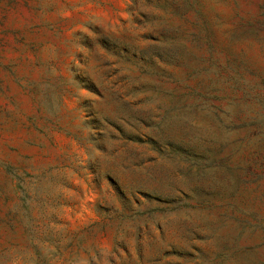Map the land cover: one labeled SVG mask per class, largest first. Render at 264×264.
Wrapping results in <instances>:
<instances>
[{
    "label": "rangeland",
    "instance_id": "1",
    "mask_svg": "<svg viewBox=\"0 0 264 264\" xmlns=\"http://www.w3.org/2000/svg\"><path fill=\"white\" fill-rule=\"evenodd\" d=\"M0 264H264V0H0Z\"/></svg>",
    "mask_w": 264,
    "mask_h": 264
}]
</instances>
